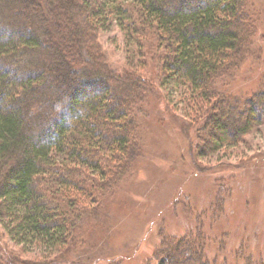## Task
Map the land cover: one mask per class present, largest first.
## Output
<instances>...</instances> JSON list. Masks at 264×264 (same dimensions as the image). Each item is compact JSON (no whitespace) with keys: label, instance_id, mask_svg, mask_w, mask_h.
Wrapping results in <instances>:
<instances>
[{"label":"trees","instance_id":"obj_1","mask_svg":"<svg viewBox=\"0 0 264 264\" xmlns=\"http://www.w3.org/2000/svg\"><path fill=\"white\" fill-rule=\"evenodd\" d=\"M255 4L0 0V225L10 243L21 245L14 251L0 238V264H122L131 256L114 255L98 242L113 234L110 206L148 152L146 125L157 86L135 71L111 67L98 42L101 27L115 21L144 49L151 33L149 49L163 61V85L187 88L191 100L184 105L203 113L197 130L180 128L188 141L198 140L189 148L206 158L239 142L264 118L260 73L251 88H229L242 69L252 75L264 70ZM218 190L203 210L182 196L190 224L197 216L200 222L181 232L162 230L155 264H264L237 252L224 263L213 252L215 234L203 226L225 212L220 197L227 198L231 187ZM30 244L44 255L23 257Z\"/></svg>","mask_w":264,"mask_h":264},{"label":"rangeland","instance_id":"obj_2","mask_svg":"<svg viewBox=\"0 0 264 264\" xmlns=\"http://www.w3.org/2000/svg\"><path fill=\"white\" fill-rule=\"evenodd\" d=\"M254 3L261 9L258 36L263 45L264 0H254ZM109 22L101 27L97 37L111 67L121 73L128 69L137 72L157 86V92L150 99L154 111L149 126L146 125L148 152L145 159L140 160L135 175L124 178L123 187L110 206L108 223L112 225L113 234L108 241H99L98 247L109 249L114 255H131L122 264H155L153 252L160 242L159 233L164 229L168 233L181 232L190 224L191 220L185 216L184 195L187 193L200 207L198 209L203 210L214 202L221 186L230 185L228 197H220L225 212L213 216L211 222L206 218L205 225L202 224L215 234L212 250L224 263L245 253H250L254 259H264V118L239 142L224 146L210 157H200L189 148L192 144L196 146L198 140L184 138L180 125H193L197 130V121L204 122L203 113L195 106L186 108L184 105L185 98L187 102L191 100V95L186 96L187 88L163 85L160 79L163 61L158 53L149 49L154 37L151 33L148 35L150 40H146L148 45L144 49L143 44L127 35L115 21ZM263 72L259 69L252 75L242 69L241 74L230 81L229 88L234 91L251 88L261 75L264 77ZM192 175H195L193 179ZM197 218L191 222L194 227L200 222ZM0 238L7 247L21 250V245L9 242L1 225ZM222 241L226 242L224 249H221ZM28 248L23 254L25 258L33 260L44 255L39 245L30 244ZM110 263L119 264L116 260L102 263L97 259L90 264Z\"/></svg>","mask_w":264,"mask_h":264}]
</instances>
